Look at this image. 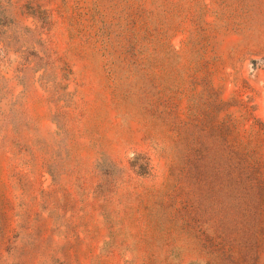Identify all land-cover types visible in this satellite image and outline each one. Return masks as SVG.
Returning a JSON list of instances; mask_svg holds the SVG:
<instances>
[{"label":"rangeland","instance_id":"obj_1","mask_svg":"<svg viewBox=\"0 0 264 264\" xmlns=\"http://www.w3.org/2000/svg\"><path fill=\"white\" fill-rule=\"evenodd\" d=\"M0 264H264V0H0Z\"/></svg>","mask_w":264,"mask_h":264}]
</instances>
